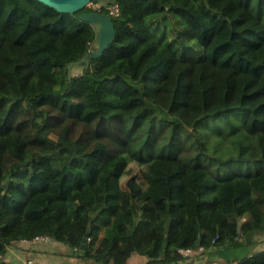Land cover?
Here are the masks:
<instances>
[{
  "label": "trees",
  "instance_id": "obj_1",
  "mask_svg": "<svg viewBox=\"0 0 264 264\" xmlns=\"http://www.w3.org/2000/svg\"><path fill=\"white\" fill-rule=\"evenodd\" d=\"M92 1L116 38L70 75L94 26L0 0V264L89 226L97 264H264V0Z\"/></svg>",
  "mask_w": 264,
  "mask_h": 264
},
{
  "label": "crops",
  "instance_id": "obj_2",
  "mask_svg": "<svg viewBox=\"0 0 264 264\" xmlns=\"http://www.w3.org/2000/svg\"><path fill=\"white\" fill-rule=\"evenodd\" d=\"M83 252L72 249L67 243L51 241L30 245L23 240L13 242L3 255L5 264H23L25 258L32 257L38 264H97L85 258ZM133 256H130L132 258ZM139 257V256H138ZM129 258V260H130ZM128 260V263L131 264ZM144 261V260H143ZM195 264H230L208 253H198Z\"/></svg>",
  "mask_w": 264,
  "mask_h": 264
},
{
  "label": "water",
  "instance_id": "obj_3",
  "mask_svg": "<svg viewBox=\"0 0 264 264\" xmlns=\"http://www.w3.org/2000/svg\"><path fill=\"white\" fill-rule=\"evenodd\" d=\"M45 4L56 8L60 12L75 13L79 11L78 17L81 20L90 22L96 31V36L93 42L94 49H89L85 54L67 65L69 74L71 75V68L77 63H84L86 66L89 65L91 58H98L103 55L107 47L116 38V28L114 25L113 16L103 11H80L89 5L92 0H39ZM239 229L241 224H239ZM90 237V226L88 227L85 236L83 237L80 251L85 253L88 247V241Z\"/></svg>",
  "mask_w": 264,
  "mask_h": 264
},
{
  "label": "built area",
  "instance_id": "obj_4",
  "mask_svg": "<svg viewBox=\"0 0 264 264\" xmlns=\"http://www.w3.org/2000/svg\"><path fill=\"white\" fill-rule=\"evenodd\" d=\"M91 5H93L94 10H97V11H103V9L107 10L108 12L106 13L112 15L113 17L119 15L120 13V5H119V2L117 1H113L111 3L108 2L105 4H103L102 2L93 3V1H90L88 6H91ZM52 240L53 238L49 234H40V235H36L29 239H23V241L28 242L30 245H33V246L41 242L49 243ZM181 252H183L185 256H190L192 253V249H189V248L181 249ZM23 264H38V263L32 257H27L25 258ZM171 264H193V263L190 259H182L180 261H172ZM212 264H218V263L214 262Z\"/></svg>",
  "mask_w": 264,
  "mask_h": 264
},
{
  "label": "rangeland",
  "instance_id": "obj_5",
  "mask_svg": "<svg viewBox=\"0 0 264 264\" xmlns=\"http://www.w3.org/2000/svg\"><path fill=\"white\" fill-rule=\"evenodd\" d=\"M103 4H105V2H103ZM80 70H76L75 71V73H77V74H80ZM104 233H102V235H103ZM261 238H264V234L263 235H261L260 236ZM52 241H54V240H52ZM144 259L141 257V256H139L138 257V255H133V257L132 258H130V260H129V262L131 263V264H137V263H140V262H142Z\"/></svg>",
  "mask_w": 264,
  "mask_h": 264
}]
</instances>
